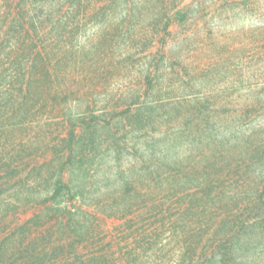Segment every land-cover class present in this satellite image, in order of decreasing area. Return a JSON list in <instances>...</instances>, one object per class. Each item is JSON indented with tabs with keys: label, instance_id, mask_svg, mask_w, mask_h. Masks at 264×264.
I'll return each mask as SVG.
<instances>
[{
	"label": "rangeland",
	"instance_id": "obj_1",
	"mask_svg": "<svg viewBox=\"0 0 264 264\" xmlns=\"http://www.w3.org/2000/svg\"><path fill=\"white\" fill-rule=\"evenodd\" d=\"M1 244L264 264V0H0Z\"/></svg>",
	"mask_w": 264,
	"mask_h": 264
},
{
	"label": "trees",
	"instance_id": "obj_2",
	"mask_svg": "<svg viewBox=\"0 0 264 264\" xmlns=\"http://www.w3.org/2000/svg\"><path fill=\"white\" fill-rule=\"evenodd\" d=\"M23 16V18H24V15H22ZM16 19V18H15ZM17 20H19L20 22H21V17H20V19L18 18V19H16V21ZM25 20L23 19L22 20V25H21V27L22 28H24V24H23V22H24ZM21 35H23V34H21ZM20 42H21V39H20V41H16V43H14V45H13V47L14 48H21L22 46H20ZM22 45V44H21ZM70 182L68 181H66L65 182V179H64V175H60V177H59V179H58V182H57V184H56V189H55V191H54V195H55V197H57V196H61L62 195V197H64V196H69V194H67V192L69 193V192H71L72 191V189L70 188V184H69ZM63 194H67V195H63ZM77 196L78 197H80L79 195H78V193H77ZM76 196V197H77ZM64 210H66L67 211V213H70V215L72 216L71 217V219H69L68 220V225H66V229H68V227L70 228V230H74V231H76V228H74V221H75V217L77 216V214H79V212L78 213H74L73 211H69L66 207H65V209ZM76 215V216H75ZM29 223H31V222H29ZM85 224V226L83 227V225L82 224H79L78 225V227L79 228H88V230H87V232L88 233H94L95 232V230L93 229V227H94V225L93 224H91V223H89V221H87V222H85L84 223ZM2 246H3V244H1L0 245V248H2ZM96 259V258H95ZM97 260V259H96Z\"/></svg>",
	"mask_w": 264,
	"mask_h": 264
}]
</instances>
